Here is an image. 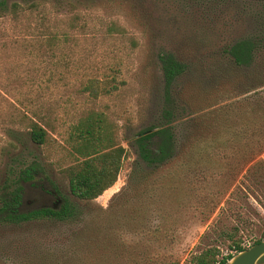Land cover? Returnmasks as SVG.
<instances>
[{
  "label": "rangeland",
  "instance_id": "374dc122",
  "mask_svg": "<svg viewBox=\"0 0 264 264\" xmlns=\"http://www.w3.org/2000/svg\"><path fill=\"white\" fill-rule=\"evenodd\" d=\"M263 21L264 0H0V195L32 166L22 210L76 207L67 221L0 223V264H191L210 247L234 256L229 236L262 240L264 185L247 170L264 172V114L248 101L264 86L223 53ZM162 54L186 67L168 88ZM89 80L104 91L81 93ZM90 115L124 156L114 186L80 201L62 170L80 160L68 134ZM166 124L173 157L131 176L136 135Z\"/></svg>",
  "mask_w": 264,
  "mask_h": 264
},
{
  "label": "trees",
  "instance_id": "16d2710c",
  "mask_svg": "<svg viewBox=\"0 0 264 264\" xmlns=\"http://www.w3.org/2000/svg\"><path fill=\"white\" fill-rule=\"evenodd\" d=\"M262 26L263 31L257 38L236 40L224 50L223 54L231 68L245 72L244 77L246 76L247 82L254 85L257 81L258 85L264 86V21ZM160 61L165 88H168L185 72L186 67L168 54H162ZM92 83L94 82L89 80L82 87L81 93H88L90 96L96 97L99 92L104 91ZM248 101L264 114V97L259 96L257 101L254 98ZM168 116L169 114L164 112L163 117L168 118ZM27 128L28 138L33 144L43 145L46 143V130L37 122L30 120ZM68 135L70 150L80 160H76L62 172L67 178L70 194L74 198L80 201H92L102 192L106 193L114 186L112 184L120 170L124 148L111 145L107 131L101 126V119L91 115L72 126ZM186 138L187 136H184V139ZM176 144V135L168 124L139 132L134 139L137 161L131 170V176L140 173L143 165L144 168L153 169L166 163L173 157L174 151L177 149ZM263 150L264 145L260 147V151ZM258 168H260L259 165L254 164L247 170V173L250 175L254 170L255 181L264 185V172L258 173ZM35 176L32 166L20 170L19 184L17 183L5 195H0V223L18 224L39 219L62 222L74 216L76 207L63 198H59V203L55 207L29 211L20 208L22 184L32 183ZM228 239L230 240L229 247L233 248L235 254L244 250L239 244V239H233V236H229ZM259 241L257 240L255 243ZM217 255L216 248L210 247L191 256L190 262L191 264H225L232 257L226 255L216 260Z\"/></svg>",
  "mask_w": 264,
  "mask_h": 264
},
{
  "label": "water",
  "instance_id": "95a60500",
  "mask_svg": "<svg viewBox=\"0 0 264 264\" xmlns=\"http://www.w3.org/2000/svg\"><path fill=\"white\" fill-rule=\"evenodd\" d=\"M225 264H264V238L236 253Z\"/></svg>",
  "mask_w": 264,
  "mask_h": 264
},
{
  "label": "flooded vegetation",
  "instance_id": "af4514ba",
  "mask_svg": "<svg viewBox=\"0 0 264 264\" xmlns=\"http://www.w3.org/2000/svg\"><path fill=\"white\" fill-rule=\"evenodd\" d=\"M59 203V198H55L54 202L51 203L49 206L50 207H55ZM21 205V204H20Z\"/></svg>",
  "mask_w": 264,
  "mask_h": 264
}]
</instances>
